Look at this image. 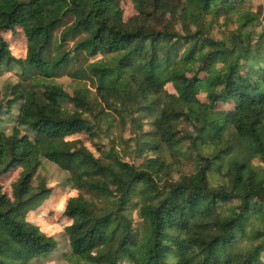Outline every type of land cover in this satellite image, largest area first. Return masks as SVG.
Wrapping results in <instances>:
<instances>
[{
    "label": "trees",
    "instance_id": "16d2710c",
    "mask_svg": "<svg viewBox=\"0 0 264 264\" xmlns=\"http://www.w3.org/2000/svg\"><path fill=\"white\" fill-rule=\"evenodd\" d=\"M246 1L132 0L124 20L121 0H0V70L20 79L0 98V120L20 102L0 177L22 169L11 198L0 186V264L58 251L26 220L51 195L43 160L77 192L62 212L74 264H264V4ZM17 28L24 58L3 37ZM80 133L100 156L67 139Z\"/></svg>",
    "mask_w": 264,
    "mask_h": 264
},
{
    "label": "rangeland",
    "instance_id": "374dc122",
    "mask_svg": "<svg viewBox=\"0 0 264 264\" xmlns=\"http://www.w3.org/2000/svg\"><path fill=\"white\" fill-rule=\"evenodd\" d=\"M264 4V0H247L246 6L254 9L258 4ZM121 8L123 10V19L127 20L133 16H135L136 10L134 8L132 0H121ZM262 27H264V13L262 15ZM262 29V28H259ZM255 31H258L255 30ZM215 35V34H214ZM4 39L8 42L12 54L17 58H24L26 53V38L23 35L21 29H16L13 33H4ZM71 45V44H70ZM0 98L2 100L11 98V95H8L10 87L13 83L20 81L19 75L15 74V71L11 72H3L0 70ZM76 80L70 78L65 75L56 79V82L62 85L68 92H71L73 88H75ZM84 83V82H83ZM166 90L170 93H173L171 85H166ZM198 99L200 101H205V94H199ZM20 106V102L16 104H12L10 108H5L4 115L0 120V131L9 132L13 126L12 120L14 116L18 114V109ZM226 108V107H225ZM120 131L124 138L129 137L128 130H124L123 127H119L117 124L114 131V134L118 135L117 131ZM100 134V141L98 144L102 145V149L108 150L111 147V144H114V149H116L123 158V150L121 146L117 145L115 140H110L109 135L106 134L105 128L102 127ZM68 140H79L81 144L87 148L95 157L100 156L99 151L94 146V141L90 138V136L86 133H80L73 135L67 138ZM150 156V154L148 155ZM152 156V154H151ZM125 161L132 162L138 165L144 157L138 155L134 156L133 152L128 153V158L124 157ZM182 168L185 171H189L192 167V161L179 162L175 165L176 168ZM21 168H15L10 170L7 174L0 177V186L2 187L3 193H5L9 198L12 197V185L18 180ZM37 176L44 179L46 181L47 187L51 188L50 197L40 204L37 208H33L27 214L26 220L34 225H37L40 230L48 236H55V239L58 243V251L53 254L50 258L52 261L48 262V264H66L67 263H76L77 258H66L64 255H68L70 249L68 247L67 241L65 239L62 230L65 226L68 225L69 221L63 217V210L69 198L77 195V192L71 191L66 187V179L69 175L66 172L61 171L54 164L43 160L40 169L37 172ZM134 219H135V215ZM49 260V259H48ZM42 264L43 262H39L37 264ZM91 264V263H88ZM121 264H128L125 261H121Z\"/></svg>",
    "mask_w": 264,
    "mask_h": 264
}]
</instances>
